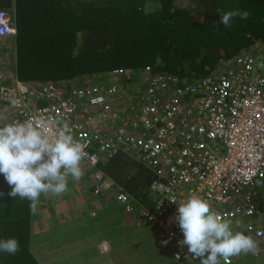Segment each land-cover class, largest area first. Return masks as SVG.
Masks as SVG:
<instances>
[{
    "label": "built area",
    "instance_id": "1",
    "mask_svg": "<svg viewBox=\"0 0 264 264\" xmlns=\"http://www.w3.org/2000/svg\"><path fill=\"white\" fill-rule=\"evenodd\" d=\"M14 33L11 16L0 8V36ZM253 47L219 58L209 73L191 81L149 64L128 75L114 68L105 79L82 84L17 78L8 83L0 71V100L7 103L2 115L9 121L31 116L36 123L47 117L67 123L87 145L83 161L97 170L100 184L94 191L103 186L134 211L137 226L147 224L172 244L178 263L200 264L182 243L175 219L178 205L190 195L207 200L233 231L244 228L262 249L264 51L254 55ZM124 76L131 88L122 86ZM119 153L151 170V205L137 201L135 206L132 194L97 168Z\"/></svg>",
    "mask_w": 264,
    "mask_h": 264
},
{
    "label": "trees",
    "instance_id": "2",
    "mask_svg": "<svg viewBox=\"0 0 264 264\" xmlns=\"http://www.w3.org/2000/svg\"><path fill=\"white\" fill-rule=\"evenodd\" d=\"M0 7L12 9L16 24L15 56L11 51L0 54V70L14 59L6 68L20 80H70L118 67L129 74L133 68L149 64L154 70L164 69L191 81L209 73L219 58L234 56L243 48L256 44L249 48L253 54L257 49L264 51V0H0ZM218 10L221 14L247 10L250 16L247 20L236 17L225 28L219 24ZM8 47L0 41V50ZM8 75L9 83L14 77ZM2 103L7 108L6 101L0 100ZM97 165L132 194L135 206L137 201L152 203L151 173L145 166L123 153ZM95 169L85 174V183L83 178L69 181V192L80 193L83 186L99 199L111 194L102 184L100 192L94 191L100 184ZM10 191L0 174V239L14 237L20 245L15 255L0 253V264H40L39 254L44 251L42 257L46 258L47 250L51 258L54 246L65 242L70 233L60 231L54 217L55 221L39 228L50 230L47 239L53 243L55 237L57 243L33 254L28 248L29 201L9 196ZM128 212L135 217L134 211ZM236 231L250 235L244 228ZM236 257L239 261L242 255Z\"/></svg>",
    "mask_w": 264,
    "mask_h": 264
},
{
    "label": "clouds",
    "instance_id": "3",
    "mask_svg": "<svg viewBox=\"0 0 264 264\" xmlns=\"http://www.w3.org/2000/svg\"><path fill=\"white\" fill-rule=\"evenodd\" d=\"M0 8L5 9L14 22L15 33L7 34L14 37L16 24L12 9ZM219 14V24L225 28L230 27L236 17L247 20L250 16L247 10ZM110 71H105V74ZM105 74L100 73L94 81L105 77ZM130 80L127 76L120 79L125 89L131 88ZM86 147L85 143L73 136L67 123L61 124L52 117L41 118L36 123L31 116L9 121L7 116L0 114V174L11 188L8 195L29 201L32 215L38 211L42 194H66L69 191V177L80 180L83 173L89 175L90 170L94 169L86 165L87 162L82 163L87 155ZM169 200L176 203L174 197ZM177 212L175 219L183 234L182 243L193 258L199 259L200 264H222L231 257L248 253L255 255L259 251L250 235L233 231L231 222L212 211L208 201L197 195H190L181 202ZM162 243L167 244L168 241ZM19 251L16 238L0 239V253L15 255Z\"/></svg>",
    "mask_w": 264,
    "mask_h": 264
},
{
    "label": "crops",
    "instance_id": "4",
    "mask_svg": "<svg viewBox=\"0 0 264 264\" xmlns=\"http://www.w3.org/2000/svg\"><path fill=\"white\" fill-rule=\"evenodd\" d=\"M12 39H13L12 35H5V36L0 37V41L6 42V45L9 46L8 49H5L3 51L0 50L1 55L5 54L6 52H8V53L10 52L11 47L13 46L12 42H11ZM2 72L6 73V75L9 72L8 76L13 77V75H11V70H8L7 68L3 69ZM85 82H88V81L85 80L84 82H81V83H75L74 82V84H82ZM0 107H2V104H0ZM1 112H4V110L2 109L0 111V114H1ZM147 169L151 173V178H152L151 170L149 168H147ZM86 181H84V183ZM70 183H74V181L71 180ZM79 192L80 193H78V192L73 193V192L68 191L66 194H61L60 196H54V197L59 198L60 203H58V204H59V206L61 205V207L60 208L57 207L53 212H50V214H49L50 222L55 221V220H53V218L57 217L56 225L59 228H61L60 226L62 225V222L65 221V217L68 218L69 215L74 213L75 217L71 218L72 221L77 222L79 220V222H82V220H84L83 222L89 223L91 226L96 224V229L94 231H92L91 233L90 232L86 233L83 236V240H79L78 237L70 235L69 238L65 242L56 246V248H55L56 249V257L55 258L59 259L58 260L59 263L57 262L58 264L67 263L68 260H66V257L74 256L76 254H77V257H75V258L72 257L70 259L69 262L71 264H75V263L76 264H82V263L78 262L77 260L84 259V258L89 257L91 255L93 257H95L94 260L92 261V264H181V263H178L177 261L174 260L173 255H172V249L173 248L170 244H168V245H170L171 247L164 244V243H160V244L156 243L155 245L157 246L158 250L153 251L152 253H150V255H147L148 252L142 253L141 250L140 251L139 250L138 251H136V250H124V251H122L121 249L130 246L127 244H122V245L111 244V242H110L111 239L108 236L111 235L113 232L107 231L104 234H102V233H100L99 230L97 231V227H98L99 221H100L99 214H100V211L102 209H104V207L106 205L111 204V203H115V201H116V203H119L122 206H123V204L118 202L117 200H114L113 198H115V197L109 193H106L104 195V198L102 197L101 198L102 200H101V199H99V196L93 195L92 193H89V192H85L83 186L79 187ZM65 197L69 198V202L67 205L64 204V198ZM83 204H84V206L82 207ZM67 207H68V210H66ZM84 208H85L86 212L84 214H81V212ZM123 208H124V206H123ZM91 210H95L94 215L91 214ZM39 218H40L38 221L39 226L46 227L47 223H48L46 217L44 219H41V215H40ZM135 220H136V216L133 217L132 215L131 216L125 215L124 220L112 223V226H114V227H115V225L121 226L122 229L125 230V234L130 233V235H132L131 236V237H133L132 244L138 242L139 239H141L143 237V235L149 236L147 234H144L146 232L143 231L144 228H142V227L145 224L143 223L141 226H137V225H135ZM43 229H45V228H43ZM60 231H62V230H60ZM130 235H128V236H130ZM86 239H87V241H86ZM151 246H152V244L149 243L146 246V248H150ZM57 248L59 251H57ZM68 248L70 249V252H67ZM88 248H90V250L88 251L89 255L86 253ZM112 250H113V253H112ZM46 253L49 254V251L45 250V254ZM48 254L46 257H48ZM100 254H103V255L106 254V256H105L106 258L104 259L103 262H96V257L99 256ZM50 255H51V252H50ZM142 255H146L147 257L143 258ZM42 256H44V251L42 253ZM243 257L244 256H242V258ZM182 264H198V263L185 262Z\"/></svg>",
    "mask_w": 264,
    "mask_h": 264
},
{
    "label": "rangeland",
    "instance_id": "5",
    "mask_svg": "<svg viewBox=\"0 0 264 264\" xmlns=\"http://www.w3.org/2000/svg\"><path fill=\"white\" fill-rule=\"evenodd\" d=\"M11 41H12L13 46H12L10 51L12 53V56H15V52H14L15 42L13 39ZM6 60H8V58H6ZM13 60L10 62L11 65H13ZM10 63H6V65L8 66ZM7 66H5L4 69ZM12 72L14 73V71H12ZM101 73L105 74V71H103ZM99 74L100 73H90V74H86L84 76H78V78H76V79L73 78L70 80L63 79V80H56V81L52 80V81H54V82L64 81L66 83H71V82L81 83V82H84L86 80V81L90 82V81L96 80L99 77ZM13 77L15 78V76H13ZM101 79H105V78L102 77ZM39 81H41V80H39ZM2 107H0V111L2 109L3 110L6 109L4 103H2ZM5 112H7V111H5ZM137 163H139V162H137ZM139 164H141V163H139ZM141 165L144 166L143 164H141ZM82 178L84 179V181L87 180V177L84 173H83ZM71 180H73L74 182L80 181V180H74L71 177H69V181H71ZM83 188H84V190H86L85 187H83ZM68 202H69V198L65 197L64 198V204L67 205ZM58 203H60L59 198L54 197L51 194H42L40 197V203H39L38 211L36 212L35 215L31 216L30 228H29L30 233H29L28 248L31 247V251L33 252V254L36 253L37 249H39L38 252L41 251L45 245L46 246H54L55 245L54 243H57V239L55 237H53V243L50 242L49 239H47L48 234H50L51 231L50 230L43 231L42 228H39L38 221L40 219L39 216L41 215V219H44L46 217L48 223H50L49 214H50V212H53L57 207H59V208L61 207V205L59 206ZM83 206H84V204L82 205V207ZM85 208L82 210L81 214H84L86 212ZM66 210H68V207L66 208ZM125 215L131 216L132 214L130 212L126 211L121 204L116 203V201H115V203H111V204L106 205L104 207V209H102L100 211V214H99L100 221H99V225L97 227V231L99 230L100 233H102V234H104L107 231L113 232L111 235L108 236L111 239L110 240L111 244H113V245H117V244L118 245H122V244L130 245L126 248L121 249L122 251H124V250H136V251L139 250L140 251L141 250L142 253L148 252L147 255H150V253H152L153 251H157L158 249H157V246L155 244L156 243H159V244L162 243V239H159L157 232L154 231L147 224H145L142 228H144L143 231L146 232L144 234H147L149 236H145L142 234L143 237L141 239H139V241L134 243V244H132L133 237H131L132 235H130V233L125 234V230H123L121 226H118V225H115V227L112 226V223L124 220ZM72 217H75L74 213L69 215L68 218L65 217V221L63 222L60 229L64 232H69L70 235L78 237L79 240H83V236L86 233H89V232L91 233L92 231H94L96 229V224L91 226L89 223L83 222L84 220H82V222H79V220L77 222H75V221L71 220ZM128 235H130V236H128ZM60 237L62 239L63 235H60ZM86 241H87V239H86ZM149 243H151L152 246L150 248H146V246ZM168 244H170L172 246L171 243H167L166 245H168ZM170 245H168V246H170ZM89 250H90V248H88L86 251V253L88 255H89V252H88ZM57 251H59L58 248H57ZM67 252H70L69 248H68ZM54 253H55V255H54ZM112 253H113V250H112ZM240 255H242L244 257L243 258L240 257L241 259L239 261L237 260V257L234 258L233 262L235 264H264V246L262 247V249H259V251L256 254V257L252 258V255H253L252 253L240 254ZM142 256H143V258L147 257L146 255H142ZM55 257H56V249L54 246V251L51 252V258H49V257L42 258L41 254H39L38 262L40 264H43L42 263L43 260H51L52 258H55ZM72 257L73 258L77 257V254L74 256L66 257V260H68V262L65 264H71L69 261ZM94 258L95 257H93L91 255L89 257H86L84 259H80L77 261L82 263V264H92V261L94 260ZM105 258H106L105 255L100 254L99 256L96 257V262H103ZM54 264H57V263H54Z\"/></svg>",
    "mask_w": 264,
    "mask_h": 264
}]
</instances>
